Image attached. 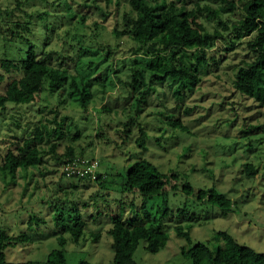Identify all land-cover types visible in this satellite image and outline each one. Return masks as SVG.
<instances>
[{"label":"rangeland","instance_id":"374dc122","mask_svg":"<svg viewBox=\"0 0 264 264\" xmlns=\"http://www.w3.org/2000/svg\"><path fill=\"white\" fill-rule=\"evenodd\" d=\"M127 1L68 0L74 13L69 17L58 6V0H0V73L4 75L0 93L12 80L22 76L21 71H7L2 65L3 59L19 62L27 49V42L10 40L8 27L27 21L32 22L28 25L30 32L22 29L20 32L35 41L38 53H42L44 46L46 53L52 52L54 66L66 68L70 76L101 74L108 85L105 91L97 79L94 97L87 108L76 99H69L67 94L60 97L57 90L46 84L36 101L9 102L0 107L1 162L9 151H16L17 145L33 135L37 126L47 125L52 129L63 121L62 134L46 135L41 142L39 169H30L28 175L23 171L16 176L0 173V226L11 236L22 233L30 236L26 242L6 250L10 262L48 264L50 252L60 247L58 237L62 227L77 222L73 212L76 205L81 209L79 222L84 224L85 233L78 242L68 231L64 233L69 240L65 247L66 264L83 260L113 264L114 251L108 230L112 226V211L119 212L123 206L117 173L144 157L164 173L177 172L182 178L187 177L196 189L217 188L233 199L236 207L225 214L220 207L201 202L181 188L155 196L148 202L147 210L159 218L161 209L169 207L164 228L169 241L157 253L147 251L146 243H142L134 255L137 264H191L182 255V248L203 242L216 249L223 243L220 232L264 252V106L241 95L233 84L238 68L255 58L247 49L252 36L238 39L234 27L240 24L244 15L242 8L248 0H236L235 11L221 12L219 16H208L207 11H202L200 19L206 30L223 34L208 52L210 70L214 73H205L203 81L195 87L173 83L171 79L157 80L152 94L144 101L139 102L136 96L129 103L128 107H132L127 111H136L130 128L121 124L128 116L123 106L137 68L134 58H144L143 53L133 54L132 41L123 38L120 48L110 46L115 47L117 54L112 50L110 57H106L108 46L117 39L112 28L118 23L120 30L129 29L130 21L124 15L130 8ZM194 2L187 0V7L193 8ZM210 4L216 9L221 6L219 2ZM46 23L56 31L46 30ZM100 27L104 28L102 33H98ZM80 40L84 48L91 50L81 61L78 47L72 46ZM215 61L220 64L217 70L213 66ZM174 119L181 120L185 129L173 126ZM141 128L146 133L143 148L137 143ZM123 129L129 131L125 133ZM72 150L75 158L70 159ZM77 159L93 161L94 167L85 169L89 172L99 169L102 179L93 176L85 180L81 179L84 176L68 175L72 160ZM246 162H253L259 168L257 176L250 177L245 172L242 164ZM125 203L126 218L140 215L139 221L146 223L140 194L134 198L126 194ZM60 212L66 216L64 223L57 222L56 215ZM179 224L190 230V242L175 231ZM97 232L101 234L99 240L93 238Z\"/></svg>","mask_w":264,"mask_h":264},{"label":"trees","instance_id":"16d2710c","mask_svg":"<svg viewBox=\"0 0 264 264\" xmlns=\"http://www.w3.org/2000/svg\"><path fill=\"white\" fill-rule=\"evenodd\" d=\"M181 0H128L130 8L125 11V19L130 21L128 30H120L118 23L112 28V33L117 37L115 44L108 46L109 51L106 57H110L116 47L122 46L123 38L132 41L131 52L135 55L143 53V57L134 58L137 65L134 69L131 81V90L123 106V112L131 109L129 103L136 96L139 102L144 101L148 94H152V86L157 80L166 82L171 79L173 83L181 82L189 87L198 86L205 73H212V65L209 61L208 52L213 48L217 38L223 36L218 31L209 33L205 25L201 22L202 11L208 12V16H219L221 12L235 11L238 6L236 0H208L209 3H203L204 0H195L194 7L189 9L186 5H178ZM219 2L221 6L216 9L211 4ZM55 3V2H54ZM58 6L66 11L69 17L74 13L68 0H58ZM225 5V6H224ZM243 18L240 24H235L236 38L242 39L246 35L252 36L247 42V49L254 53L255 58L240 66L236 72L233 84L236 90L243 96L251 98L256 105L264 106V0H248L243 5ZM43 15L47 16V13ZM42 16V15H41ZM129 18H128V17ZM86 18V16L84 17ZM83 18V21H84ZM32 22L24 24L17 23L16 26H9L10 40H21L27 42V49L19 62L9 59H3L2 65L7 71L18 70L22 72L19 79L12 80L6 90L0 93V107L3 108L7 103L29 104L37 100L38 94L43 87L48 85L51 89L57 90L58 95L62 97L67 94L69 99H76L81 106L87 108L94 97V85L97 79H100L102 88L106 91L107 81L102 75H72L62 66H54L52 61V52L46 53L45 46L42 53H38V46L35 41L20 32V29L30 32L28 26ZM98 28V21L94 22ZM227 25V24H225ZM46 30H56L50 24L45 25ZM102 33L104 28L97 29ZM106 30V29H105ZM127 31V32H126ZM107 32V31H106ZM110 32H108L109 34ZM107 35V34H106ZM49 38L47 39V41ZM74 42V40H71ZM78 47V60L81 61L91 50L84 48L83 41L72 44ZM86 50V51H85ZM81 56V57H80ZM81 58V59H80ZM140 59H145L140 61ZM216 60V58H213ZM92 63V62H91ZM220 64L215 61L214 69H219ZM214 73V71H213ZM148 78V79H147ZM4 75L0 73V81ZM128 112V111H127ZM128 112L127 120L121 122L126 128H130L133 123V113ZM115 113L120 114V111ZM127 114V113H126ZM130 120V122L128 121ZM132 120V123H131ZM173 126L182 127L181 120L174 119L171 122ZM63 121L57 123V126L50 129L47 125L37 126L35 133L25 138L22 143L17 145L16 151H9L4 161L0 160V173L16 176L17 172L23 171L26 175L30 169H39L42 161L41 142L46 135L53 133L62 134ZM260 126H258L259 128ZM125 129V128H124ZM127 133L129 130H124ZM121 131V130H120ZM137 143L143 148L146 146V133L141 128V135ZM260 142L256 143L259 146ZM249 146H253L250 143ZM70 159L75 158L73 150L69 152ZM243 169L250 177H255L259 173V168L253 162L242 164ZM100 168V164L99 167ZM241 171V167H239ZM66 175V174H65ZM98 180L102 179L99 169L96 171ZM81 177L73 174L72 177ZM121 187L120 210L112 211V226L108 234L112 238V249L114 251L113 264H137L134 255L142 243H146L147 251L157 253L164 249L169 241V234L164 229L166 218L170 213L169 207H163L160 211V217H153L150 210H147L148 202L157 195L167 194L169 191L182 189L189 196H196L201 201H208L211 205L220 207L223 213L233 212L236 203L224 192L217 188L196 189L188 178H182L177 172L164 173L159 167L148 158H140L134 161L128 167L117 173ZM81 179L91 180L89 174ZM126 194H132L133 198L140 194L142 197L143 216L146 217V223L140 222V215L133 218H126L124 215V205ZM134 204V200H132ZM75 212V225H64L61 229V235L58 237L59 248L54 249L48 256V264H66L67 258L65 247L68 238L65 232L71 234V238L78 242L84 235V224H80L81 209L76 205L73 208ZM183 212V211H182ZM58 223H64L66 216L63 212L57 213ZM40 220V218H37ZM33 218H30V223ZM150 223L151 225H148ZM175 231L179 236L185 237L191 241L190 230L182 225H176ZM223 237V243L216 249L210 248L206 243L198 242L189 248H182V255L191 260V264H264V252H258L253 248L239 243L230 234L220 232ZM101 234L93 233V238L99 240ZM30 239L27 233L18 236H11L7 230L0 226V264H34L33 261L10 262L7 258L6 250L18 244L24 243ZM78 264H98L89 260L80 261Z\"/></svg>","mask_w":264,"mask_h":264},{"label":"built area","instance_id":"2783aa9c","mask_svg":"<svg viewBox=\"0 0 264 264\" xmlns=\"http://www.w3.org/2000/svg\"><path fill=\"white\" fill-rule=\"evenodd\" d=\"M72 162H73V164H71V166L69 167V170L66 172L68 175L77 174L80 176H86L87 174H89L91 178L93 176H95V177L97 176L96 171L98 169L95 172H91V171L89 172V169H85V167H94L93 161L87 162V160H86L85 162H83V159H77V160H72ZM98 167H99V165H98Z\"/></svg>","mask_w":264,"mask_h":264}]
</instances>
